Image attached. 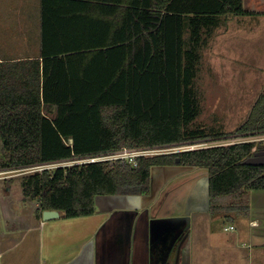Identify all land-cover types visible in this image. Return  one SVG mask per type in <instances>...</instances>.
Here are the masks:
<instances>
[{
	"label": "trees",
	"instance_id": "16d2710c",
	"mask_svg": "<svg viewBox=\"0 0 264 264\" xmlns=\"http://www.w3.org/2000/svg\"><path fill=\"white\" fill-rule=\"evenodd\" d=\"M250 14L244 0H41L40 57L0 61V169L264 135V94L232 133L190 128L204 34L220 17ZM212 145L140 157L136 166L86 162L23 174L24 200L38 204L39 219L46 210L91 216L98 196L148 194L152 168L167 166L207 170L213 205L264 191V165L244 164L264 140Z\"/></svg>",
	"mask_w": 264,
	"mask_h": 264
},
{
	"label": "crops",
	"instance_id": "0c3cea01",
	"mask_svg": "<svg viewBox=\"0 0 264 264\" xmlns=\"http://www.w3.org/2000/svg\"><path fill=\"white\" fill-rule=\"evenodd\" d=\"M2 1L6 2L12 12L9 11L0 17V23L8 22L9 25V27H5L0 31V61H21L39 58L41 55L42 34L41 9L40 25H35L34 19L30 15L37 12L32 7L34 2L36 1L41 7V0ZM244 6L248 12L253 14L220 17L218 25L210 35H207L208 39H204L199 50L200 56L202 50L208 47L217 30V34L222 37V44L218 45V47L221 49L226 48V53L230 55L234 65L237 64V66L243 67L249 64L251 67L255 66V68L262 66V64L264 66V62L261 59L264 56V0H244ZM220 27H223V30H220ZM5 31H12L14 33L11 36L12 38H4L3 32ZM235 42H238V44ZM235 47L239 49V52L234 53V51H231V48ZM243 56L245 57V62L241 61ZM256 69L263 70L264 68ZM167 167L173 168L174 166ZM180 167L187 171L186 174L190 175L186 180L191 182L192 193L196 192V195L206 196L209 209L202 210L200 213L195 214V217L191 214H183L173 218H158L161 216L156 214L158 217L154 218V214L152 212L149 213L151 209L144 207L146 204L144 203V195H142L137 197L141 200V210L114 209L108 214L105 212H102L105 214H97L95 212L91 216L72 218L74 220L69 221V223L65 222L69 218L67 219L64 212H61L62 216L54 219H60V234L56 237L60 238L59 245H47L46 243L45 229L50 225L49 221H44L37 217L36 224L27 222L29 217L25 214V210L26 205L30 203L24 200V196L21 200L25 210H21L10 201L11 192L0 195V257L4 258L6 254L13 252L19 247L26 248L23 251L24 255L29 254V249L39 244L41 264L264 263V191H253L248 195L249 198L244 204V207L247 206V210H244L245 212L235 209L241 206L237 203L238 200L235 199H226L224 201H227V203L217 202L213 205L209 194L210 180L208 171H198L199 168L194 167ZM155 170L157 171L154 173ZM158 170L163 173V178L157 184V187L161 188L168 180L167 178L172 175H170V171L168 173L165 172L164 167H155L152 171V187L155 186L153 182H155V174ZM179 172L181 171L177 173ZM160 182L162 183L160 184ZM153 195L155 193L152 194V198ZM100 197H97L96 204ZM128 212L135 214L130 218L126 215L129 214ZM116 213L117 217L113 220V216ZM204 213L208 217L204 218ZM144 216L147 218L145 219ZM218 217H226L228 219L229 224L225 226V231L229 226H234L235 230L233 231L235 232L237 230V222L241 218H244L243 221H245L243 222L245 225L244 231L229 235V239L220 243L222 248L220 253L218 250L219 242L214 239L217 238L218 234L216 230L210 229L208 224H210L211 228L215 226L213 227L211 223L207 222L209 219L215 221ZM84 218L89 220L86 226L79 224L80 220ZM200 220H202L201 223L207 222V225L204 226V223H198ZM130 221L132 222L131 225ZM176 221H180L181 224L174 226ZM166 223L169 224L166 225ZM62 225L69 226V228L66 230ZM17 230L24 231L21 240L13 238V234ZM35 231L40 232L39 241L29 240L28 235ZM171 233H176V238ZM210 234H212V243H209ZM219 234L222 236L221 233ZM55 236L53 234L49 239L52 240L51 238ZM56 238L55 240H57ZM128 238L131 241V248L130 242L128 243L127 241ZM182 240V247L178 253L177 246ZM208 247L215 249V251L210 250ZM183 248L185 249L184 252ZM244 251L248 253V258L241 256ZM46 255L47 258L43 259ZM12 262L14 261L8 260L7 263L12 264Z\"/></svg>",
	"mask_w": 264,
	"mask_h": 264
},
{
	"label": "rangeland",
	"instance_id": "374dc122",
	"mask_svg": "<svg viewBox=\"0 0 264 264\" xmlns=\"http://www.w3.org/2000/svg\"><path fill=\"white\" fill-rule=\"evenodd\" d=\"M32 7L35 11H37L36 13L38 15L36 13H33L30 16L34 19L33 21L35 22V25H40V4L35 1ZM9 11L12 12L6 2L0 0V17L4 14H7ZM5 27H9L8 22L0 23V31ZM219 29L223 30V27H220ZM13 34L14 33L12 31H5L3 32V37L12 38L11 36H13ZM204 37H207L206 34H204ZM18 41L21 42L20 39H18ZM235 43L238 44V42ZM220 44H222V37L217 34L216 30L215 36L210 41L208 47H205L202 50L201 62L199 63L197 77L194 82V90L199 101V114L190 128L192 130L204 131L207 134L234 132L241 124H243L247 120L251 108L253 107L259 96L264 94V69H256L261 67L264 68L263 64L262 66H258L256 68L255 66L251 67V65L249 64L243 67L237 66V64L234 65L232 63L230 55L226 53V48L221 49L220 47H218V45L220 46ZM231 51H234V53H236L239 52V49H236L235 47L231 48ZM261 59L262 62H264V56L261 57ZM241 61L245 62L244 56L243 58H241ZM258 138L264 139V135L253 137V139ZM211 144L214 143H209V145ZM5 162L6 159L2 154V144L0 142V167ZM154 168H152V171ZM164 169L167 173L170 171V175L172 176H169L164 185L159 188L157 187V184L159 183L160 179L163 178V173L158 170V172L155 174V182H153L155 186L152 187V185L150 192L144 195V203L146 204L144 207L151 209L149 210V213L152 212V214H154V218L158 217L156 214H159L161 216L158 218H173L174 216H180L183 214H191L195 217V214L200 213L204 209H209L208 201L205 195H203L202 197V195H196V192L192 193L191 182L186 180L190 175L188 173L186 174V170L181 169L180 166H174L173 168L164 167ZM156 171L157 170H155L154 173ZM178 171L181 172L177 173ZM198 171L207 172V170L204 169H198ZM27 173L29 172L0 169V195H5L7 192H11V196L9 197L10 201L16 204L17 208H20L21 210H25V206L22 205L21 200L24 196L22 175ZM161 183L162 182H160V184ZM153 193H155V195H153L152 198ZM192 194H194L193 197ZM138 196L142 195L99 196L100 198L97 200L96 204V213L108 214L114 209L141 210V200L137 198ZM246 201V199L244 201L239 200L237 201V203L244 207L243 205ZM223 202L227 203V201ZM29 203L30 204L26 205L25 210V214L27 215V217H29L27 219V222L36 224V210L38 205L36 202L29 201ZM241 206L240 208L237 207L235 209H237V211L239 209L241 211H244L245 208L242 209ZM203 215L204 218L208 217L206 213H204ZM243 219L244 218H241L237 222L238 225L235 232L225 231V226H228L229 224V221L226 217H218L215 221L212 219H209L207 221L208 223H211L213 227L215 226L214 228H211L210 224H208V227L210 229L216 230L218 234L217 238L214 239L219 242V253L222 249L220 243L224 242V240L229 239V235L245 230V225L243 224V222L245 221H243ZM73 220L74 219L69 218L68 220H65V222L69 223V221ZM88 221V218H84L80 220L79 224L82 226H86L88 224ZM201 222L202 220L198 221V223ZM207 222H203L204 226L207 225ZM48 223H50V225H48L47 229H45L46 243L47 245H59L60 238L56 237H58L57 235L60 234V219H53ZM64 228L67 230L69 226H64ZM219 233H221L222 236H220ZM23 234L24 231L17 230L13 234V238L15 240H21ZM53 234H55L56 236L51 238L52 240H50L49 238ZM211 236L212 234H210L209 243H212ZM39 238V231H35L28 235L29 240L33 239L34 241H39ZM55 238L57 240H55ZM38 245L39 244H37L36 246H32L29 249V254L25 255L23 254V251L26 248L19 247L13 252L6 254L4 258L0 257V264H8V260L14 261L12 262V264H41L39 253L40 248L38 247ZM240 247L243 248L241 245ZM184 248L182 249L183 252L185 250ZM210 250L215 251V249L213 248H210ZM241 256L243 258H248V253L244 251ZM46 258L47 255L46 257H43V259ZM242 263L244 262L242 261Z\"/></svg>",
	"mask_w": 264,
	"mask_h": 264
},
{
	"label": "built area",
	"instance_id": "2783aa9c",
	"mask_svg": "<svg viewBox=\"0 0 264 264\" xmlns=\"http://www.w3.org/2000/svg\"><path fill=\"white\" fill-rule=\"evenodd\" d=\"M258 140H264L263 138L253 139V137L248 138H233L229 140L224 141H218L214 145H229V144H235L238 142L243 141H258ZM213 146L212 144L209 145V143H199V144H193V145H187V146H180V147H172V148H154V149H128L124 148L122 150H119L117 152L113 153H107L102 154L93 158L84 159L80 161H67V162H58V163H50V164H44V165H38L34 167H30L27 169L19 170V171H27L29 173H35V172H42L46 169H55L61 166H68L73 165L76 163H86V162H103V161H127L134 166L137 165V159L140 157H150L154 155H160V154H167V153H176V152H182V151H189V150H196L200 148H207ZM253 151H256V147L253 149ZM235 230L234 226H229L226 228V231H233Z\"/></svg>",
	"mask_w": 264,
	"mask_h": 264
},
{
	"label": "water",
	"instance_id": "95a60500",
	"mask_svg": "<svg viewBox=\"0 0 264 264\" xmlns=\"http://www.w3.org/2000/svg\"><path fill=\"white\" fill-rule=\"evenodd\" d=\"M177 162H179V159L177 160ZM244 164H246V165H264V150L256 152L254 154V156H252V157L248 158L247 160H245ZM128 213L129 214H126V215H127V217H130V218L132 217V215L134 216V214H135L133 212L132 213L128 212ZM61 216H62V213L60 211H57V210H46V211L43 212L42 219L44 221H50V220H53V219L60 218ZM116 217H117V213L113 216V220ZM144 218L146 219L147 217L144 216ZM129 223H130V225L132 224L131 221ZM142 223H144V222H142ZM183 240L177 246L178 253H179V251H180V249L182 247ZM127 241H128V243L130 242V248H131V241L129 240V238H128ZM130 248H129V250H130Z\"/></svg>",
	"mask_w": 264,
	"mask_h": 264
},
{
	"label": "flooded vegetation",
	"instance_id": "af4514ba",
	"mask_svg": "<svg viewBox=\"0 0 264 264\" xmlns=\"http://www.w3.org/2000/svg\"><path fill=\"white\" fill-rule=\"evenodd\" d=\"M154 224H155V223H154ZM167 224H169V223H166V225H167ZM180 224H181L180 221H176V222H174V226H177V225H180ZM157 228H158V227H157ZM171 234H172V233H171ZM172 235H173L174 238H176V235H177V234H176V233H173ZM168 246H169V245H168Z\"/></svg>",
	"mask_w": 264,
	"mask_h": 264
}]
</instances>
